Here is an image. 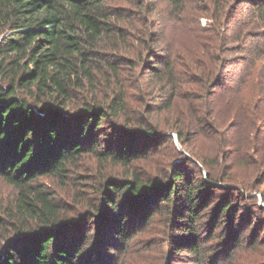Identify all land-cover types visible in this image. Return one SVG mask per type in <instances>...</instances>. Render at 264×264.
I'll use <instances>...</instances> for the list:
<instances>
[{
	"label": "trees",
	"instance_id": "16d2710c",
	"mask_svg": "<svg viewBox=\"0 0 264 264\" xmlns=\"http://www.w3.org/2000/svg\"><path fill=\"white\" fill-rule=\"evenodd\" d=\"M104 3L0 0V178L16 190L13 207L0 218V227L9 224L15 232L0 246V264H111L109 251L117 245L126 250L131 236L159 217H164L176 249H188L196 264H219L221 259L264 264L261 229L254 224L243 236L252 224L232 201L237 190L217 185L212 166L189 147L191 133L213 129L218 116L214 100L221 94L217 89L227 79L235 81L239 70L229 74L231 63L219 60L220 53L209 69L193 57L170 58L169 48L152 39L149 46L154 49L148 48L147 55L156 62L146 64V70L156 81L152 99L167 119L150 118L156 109L148 105L144 115L138 111L129 117L118 65L127 33L117 24V11ZM216 27H210L215 50L220 52L222 42H238L236 51L246 53L240 33L230 32L232 24H223L221 33ZM247 60L242 79L248 77ZM100 79L112 86L110 94L97 92ZM174 137L188 156L181 153L176 161L149 171L134 167ZM86 155L102 171L117 168L121 174L101 177L94 204L82 219L61 217V206L37 179L64 178ZM213 191L222 196L207 215ZM213 236L220 250L207 254ZM245 253L255 256L243 258Z\"/></svg>",
	"mask_w": 264,
	"mask_h": 264
},
{
	"label": "rangeland",
	"instance_id": "374dc122",
	"mask_svg": "<svg viewBox=\"0 0 264 264\" xmlns=\"http://www.w3.org/2000/svg\"><path fill=\"white\" fill-rule=\"evenodd\" d=\"M172 1L105 0V6L117 11V24L127 33L119 50L122 61H118L128 94L126 113L129 117H135L138 111L144 115L143 108L148 105L149 109H156L150 118L154 120L157 117L163 123L167 119L166 112L158 110L159 104L152 99L157 93L152 88V83L156 81L148 77L146 70V64L155 61L148 59L147 55L149 50L154 49L149 46L152 39L161 48H169L170 58L175 55L180 59L193 57L205 69L212 67L213 57L220 53L219 60L221 57L226 63H231L229 74L236 70H239V74L235 76V81H224L225 90L220 91L223 86L217 89L221 93L214 100L216 105L213 113L218 115L217 121L213 129L206 133H191L189 147L204 159V163L212 166V173H216L220 181L219 186L237 190V193L232 194V201L238 204V214L246 213L247 222L252 224L245 229L243 236L250 234L254 224L261 229L260 236H264V7L261 6L264 0H217L218 7L213 0ZM214 24L220 33L224 29L223 24H232L230 32L235 35L240 33L246 53L236 51V46H240L238 42L230 45L222 42L220 52L215 50L217 41L210 30ZM244 60L250 63V67L248 77L245 78L244 74L242 79L241 70L247 64ZM239 79L245 83L241 85ZM111 87L104 85L103 79H100L96 90L101 91L103 96L110 94ZM231 88L233 90L228 92ZM207 91L212 92V89ZM226 100L228 103L224 104ZM206 111L211 112V108L206 107ZM166 146L147 162L139 161L134 167L149 171L160 163L176 161L180 155L188 156L186 147L184 149L177 141L171 140ZM196 165L200 166L199 163ZM185 169L191 170V167ZM200 169L206 173L203 167L200 166ZM120 174L121 170L117 168L102 171L97 161L91 155H86L76 166L68 168L64 178L39 177L37 181L46 187L61 206V217L82 219L94 204L95 186L101 177H118ZM219 192L213 191L214 197L205 211L207 215L219 203L217 199L222 196ZM15 195L14 187L0 178L1 219L6 218L7 209L13 207ZM164 220V217L156 218L132 235L126 250L122 251L117 245V250L109 251L113 256L111 264H196L190 259L191 252L188 249H176L175 240L167 235ZM4 223L7 224L6 221ZM7 225L0 227V246L5 238L15 235L14 229ZM216 232L218 236V230ZM216 241L215 236L210 239L205 247L207 254L220 250L215 248ZM261 249L264 252V248ZM254 256V253H245L243 258ZM237 263H241L240 259ZM219 264L235 263L221 259Z\"/></svg>",
	"mask_w": 264,
	"mask_h": 264
},
{
	"label": "water",
	"instance_id": "95a60500",
	"mask_svg": "<svg viewBox=\"0 0 264 264\" xmlns=\"http://www.w3.org/2000/svg\"><path fill=\"white\" fill-rule=\"evenodd\" d=\"M177 140H176V137H174V142H176ZM179 148V150L180 151H183L180 147H178ZM217 185H219V184H217Z\"/></svg>",
	"mask_w": 264,
	"mask_h": 264
}]
</instances>
